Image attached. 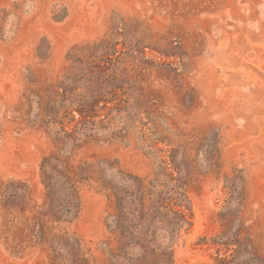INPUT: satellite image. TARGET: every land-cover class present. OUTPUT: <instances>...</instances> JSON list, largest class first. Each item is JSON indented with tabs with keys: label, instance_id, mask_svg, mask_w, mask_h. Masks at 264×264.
Returning <instances> with one entry per match:
<instances>
[{
	"label": "rangeland",
	"instance_id": "1",
	"mask_svg": "<svg viewBox=\"0 0 264 264\" xmlns=\"http://www.w3.org/2000/svg\"><path fill=\"white\" fill-rule=\"evenodd\" d=\"M0 264H264V0H0Z\"/></svg>",
	"mask_w": 264,
	"mask_h": 264
},
{
	"label": "trees",
	"instance_id": "2",
	"mask_svg": "<svg viewBox=\"0 0 264 264\" xmlns=\"http://www.w3.org/2000/svg\"><path fill=\"white\" fill-rule=\"evenodd\" d=\"M41 175L45 189V208L37 213L39 222L36 230L21 231V234L27 231L24 238L33 237L39 242L44 241L46 222L60 223L76 217L79 211L77 186L82 181L81 171L70 168L66 161L59 159L56 155L43 160ZM26 193V189H23L19 195L20 205L24 204Z\"/></svg>",
	"mask_w": 264,
	"mask_h": 264
}]
</instances>
